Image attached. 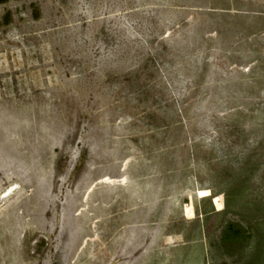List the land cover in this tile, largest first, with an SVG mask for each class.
I'll return each instance as SVG.
<instances>
[{
	"label": "rangeland",
	"instance_id": "374dc122",
	"mask_svg": "<svg viewBox=\"0 0 264 264\" xmlns=\"http://www.w3.org/2000/svg\"><path fill=\"white\" fill-rule=\"evenodd\" d=\"M0 264H264V0H0Z\"/></svg>",
	"mask_w": 264,
	"mask_h": 264
}]
</instances>
